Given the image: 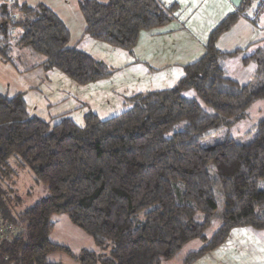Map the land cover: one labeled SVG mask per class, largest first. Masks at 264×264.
<instances>
[{"label":"trees","instance_id":"16d2710c","mask_svg":"<svg viewBox=\"0 0 264 264\" xmlns=\"http://www.w3.org/2000/svg\"><path fill=\"white\" fill-rule=\"evenodd\" d=\"M77 4L86 35L128 53L141 33L173 21L177 6L160 0ZM251 5L240 0L172 88L136 93L118 115L101 120L88 112L82 126L66 116L51 125L27 111L25 93L0 90V222L20 231L0 239V264H53L47 257L56 252L78 264H194L220 249L235 229L264 231V114L246 129V141L228 135L264 101V47L243 57L254 70L239 83L226 70L237 50L215 45ZM263 9L261 0L256 13ZM68 42L66 27L46 5L0 1L3 64L18 73L57 69L80 85L113 74ZM19 168L30 170L48 192L20 212L12 189ZM62 213L99 253L74 256L49 240L52 216ZM192 241L197 249L187 250Z\"/></svg>","mask_w":264,"mask_h":264},{"label":"rangeland","instance_id":"374dc122","mask_svg":"<svg viewBox=\"0 0 264 264\" xmlns=\"http://www.w3.org/2000/svg\"><path fill=\"white\" fill-rule=\"evenodd\" d=\"M27 1L29 5L46 4L66 27L69 46L87 53L113 70L110 77L80 85L57 69H45L38 66L30 71L18 73L7 65L9 69L0 74L1 91L8 94L16 93V91L26 92L24 99L27 111L51 125L62 116H66L76 125L82 126L84 116L88 112L96 114L101 120L118 115L126 109V98L136 93L170 89L183 75V68L182 71H179L175 69V66L168 67V64L163 68L144 60L138 61L135 57V47L131 53H128L86 35L84 20L77 0ZM97 1L105 2L107 0ZM260 1L252 0V5L245 16L240 17L233 25L234 27L232 26L230 33L221 35L215 44L222 52L231 53L237 50V54L226 62V70L239 83L249 81L254 70L252 64H243V57L251 54L258 47H264V9L260 13H256V6ZM164 43L160 46H164ZM140 53L145 55L144 49ZM145 70L150 71L151 74ZM189 96L193 97V92L190 91ZM249 114V119L230 128L229 137L237 138L241 142L246 141L243 134L261 114H264V101L253 105ZM251 137L252 135H249V138ZM16 174L12 188L13 195L20 200V204L15 207L16 211L20 212L31 207L48 195L45 185L37 183L30 170L19 168L16 170ZM217 201L215 226L219 225L221 215V199L218 197ZM52 221L53 228L49 235V240L52 243L66 247L74 256H78L83 250L99 253L100 250L94 240L83 229L75 225L67 214L54 215ZM233 236L235 238L227 239L224 244L227 247L206 255L194 264H211L214 260L218 264H225V259H228L225 257V253L230 252H235L238 255V260L236 258L228 259L234 261L235 264L264 263L263 259L259 260L258 258L259 249L248 246L252 245V242L256 244L254 242L259 241L260 238L256 239L258 235L244 239L240 238L241 236L236 238L237 233ZM233 240L237 245L240 243L239 241H242L241 246L235 247ZM198 243V241H192L187 244L186 249L196 250ZM233 247H235V251H231L230 248ZM185 251L184 249L183 252ZM47 258L53 264H78L76 260L62 252L53 253ZM163 264H179V261L174 259L170 263Z\"/></svg>","mask_w":264,"mask_h":264},{"label":"crops","instance_id":"0c3cea01","mask_svg":"<svg viewBox=\"0 0 264 264\" xmlns=\"http://www.w3.org/2000/svg\"><path fill=\"white\" fill-rule=\"evenodd\" d=\"M17 1L28 4L27 0ZM160 1L166 7H169L172 4L177 5L174 13V20L169 22L164 27L141 33L135 46V57L138 61L144 60L145 62H150L158 67H163L167 64L168 67L172 65L175 66V69L179 71H182L183 66L193 63L203 56L205 52V43L207 41L209 32L226 15L235 11L240 2V0ZM231 29L229 32H226V35H228L227 33H230ZM162 43H164V46H160ZM143 49L145 55H141L140 53L143 52ZM7 65L8 64H3L0 60V74L4 70L9 69L7 68ZM145 71L148 74H151L150 71ZM19 92L22 91H16V93L8 95H15ZM235 233H237L236 238L241 236L240 238L242 239L251 237L253 235H258L256 236V239L260 238L259 241L254 242L256 244H253L252 242V245L248 246L253 249L258 248V258L259 260H264V231L255 232L246 228L235 229L230 233L229 238H235V236H233ZM239 242L240 243L237 245V243L234 241L235 247L241 246L242 241ZM225 247L227 246L224 245L217 251H220ZM235 247L230 248L231 251H235ZM225 257L228 259L236 258L238 260V255L235 252L225 253ZM228 259H225V264H235L234 261L232 262ZM215 261L216 260H214L211 264H218Z\"/></svg>","mask_w":264,"mask_h":264},{"label":"built area","instance_id":"2783aa9c","mask_svg":"<svg viewBox=\"0 0 264 264\" xmlns=\"http://www.w3.org/2000/svg\"><path fill=\"white\" fill-rule=\"evenodd\" d=\"M20 231H17L11 225L0 222V239H7L12 235H19Z\"/></svg>","mask_w":264,"mask_h":264}]
</instances>
